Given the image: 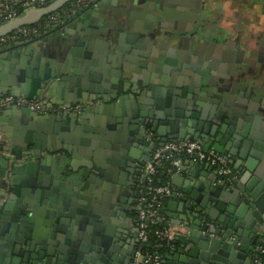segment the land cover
Returning <instances> with one entry per match:
<instances>
[{
	"label": "water",
	"instance_id": "1",
	"mask_svg": "<svg viewBox=\"0 0 264 264\" xmlns=\"http://www.w3.org/2000/svg\"><path fill=\"white\" fill-rule=\"evenodd\" d=\"M70 1L55 0L43 8L27 11L2 24L0 37L20 27L38 23ZM143 12L145 13L144 10ZM196 18L198 15H193V19ZM156 20L152 18V21ZM56 32L54 30L47 34ZM100 32L106 34L103 40H92L88 30L81 32L83 40H77L76 46L89 45L94 50L103 52L100 57L105 56L111 60L127 51L132 42H136L135 48L142 47L139 38L145 35L125 33L122 28L111 30L110 27L108 31L100 29ZM117 32L120 34H116ZM156 32L160 33L157 29ZM182 33L180 29L178 34ZM164 34L166 37L159 45L161 49L166 47L165 42L173 40L167 33ZM195 35V31L186 34L185 40L192 39ZM202 48L208 49L205 46ZM209 48L213 49V46ZM125 58L130 62L133 60L131 57ZM194 67L195 65H191L189 68L194 70ZM8 69L4 70L7 72ZM78 74L76 66L72 65L67 78L70 81ZM201 75L195 76V87L191 83L179 91L163 81H155L150 87L145 86L148 89L142 91L151 100H135L132 103L130 100L133 99V94L124 93L125 89L133 91L135 85H125L121 79L117 80L118 75L114 73L108 79L109 87L101 84L90 87L88 92L92 93L91 100L95 102L93 109L101 108L96 110L97 113L104 120L116 123L136 144L127 151H120L121 162L118 165L106 159L107 165L120 166L122 172L110 167L100 169L91 157L81 162L82 168L88 175L96 172L103 176V171L111 172L118 177L119 184L126 173L136 179L153 151L168 141H197L205 150L227 156L235 173L230 185L217 180L212 169L202 162L182 163L170 177L165 173L174 187L182 189L181 197H176L174 193L173 205H177L178 199L180 208L184 211L181 218L185 221L187 234L182 237L181 249L170 251V259L164 261V264H239L237 260H243V264H251L248 251L250 244H255L257 240L254 232L264 230L263 119L261 115H255L254 108L258 105L253 102V91L241 86L238 88L239 92H236L238 83L234 81L223 92L222 89L212 86V81H217L216 77L208 81L210 87L199 88ZM3 77L6 78V75L3 74ZM56 79L50 69L44 68L43 72L34 76L30 92L27 93L23 85L17 88L12 84L7 85L5 92L31 101L42 89H46L48 99ZM158 93L166 94L165 99L152 100ZM192 99L197 100L193 105ZM111 100L115 103H109ZM148 105H152L156 111ZM47 106L53 107L51 103ZM124 110L127 112H123ZM17 111L18 115L30 121V127L37 133L25 136L22 145H16L18 149L12 143L10 145L14 163L11 167L8 192L2 181L8 160L0 154V264H131V251L136 246V240L130 241L127 254H121L122 246L118 236L114 237L111 225H106L107 212L104 204H100L102 208H99L90 201L88 183L79 185L81 174L64 170L67 165L66 153L72 158L71 161L75 158L72 149L63 147L61 155L52 157V153L61 149L47 146L50 140L56 142L54 135L61 140V134L57 131L59 124L66 126L64 130H70L67 126L76 124L75 115H39L22 108ZM120 114L124 119H119ZM80 118L82 119V115ZM75 126L76 131L89 132L88 128L83 129L80 124ZM85 142L90 146L91 142ZM41 152H47L49 156L39 158ZM73 163L69 164L74 165ZM262 164L263 168L260 169ZM52 165H56L57 169H51ZM126 165L129 167H125ZM184 173L186 176L183 178ZM58 176L61 180L54 179ZM89 182L93 180L89 179ZM102 184L105 188L106 185ZM190 186L193 188L190 189ZM200 192L204 195L198 194ZM34 219L36 224L46 228L42 232L37 230L36 235H40L39 237H31V232L24 230V227L32 226ZM94 235H97L95 240L91 238Z\"/></svg>",
	"mask_w": 264,
	"mask_h": 264
},
{
	"label": "crops",
	"instance_id": "2",
	"mask_svg": "<svg viewBox=\"0 0 264 264\" xmlns=\"http://www.w3.org/2000/svg\"><path fill=\"white\" fill-rule=\"evenodd\" d=\"M11 1L17 2L21 0ZM95 2L98 6L97 9L90 8L80 11V15L78 13L71 17L69 22L64 24L63 28L57 30L56 33H50L35 39H26L18 43L1 47L0 96L8 94L5 91L9 84L17 88H19V85H23L25 86V91L27 93L30 92L31 82L34 81V76L39 72H43L44 68L50 69L52 75L60 79L56 81L50 98H46L47 104L51 103L53 109L62 106L66 108H78L79 111L75 115L76 124L74 123L73 126L68 125L67 127H69L70 130H64L66 126L59 124L57 131L61 134V140L58 139V136L54 135L53 137L56 142L50 140L47 146L53 149H61L63 147H70L72 149L71 151L75 154V158L71 161L72 158L66 153L67 165L64 170L70 171L72 174H81L82 180L78 182L79 185L88 183L89 188L87 192L89 193L90 201L95 203L99 208H102L100 204H104V209L107 208L108 210L105 221L108 225H111L113 234L118 236L119 244L122 246L121 254H127L130 241L136 240L133 208L139 176L134 179L131 174L126 173L127 175L119 184L117 181L118 177L114 176L111 172L108 173L103 171V176L96 172L91 173L92 175H88L87 171L85 172V169L82 168L81 162L87 161L91 157L100 169L104 170L105 167H110L122 172L120 166L115 167L107 165L106 159L114 161L118 165L121 162L119 157L120 151L122 149L125 151L131 149L133 144H136V141L130 137L126 131L122 130V128H118L116 123L104 120L96 111L101 110V108L93 109L95 102L91 100L93 95L88 92V89L90 87H97L99 84L109 87L110 83L108 79H110V76L114 73L118 75L117 80L121 79L123 83L128 86H131L130 84L133 82V77H138V79H140L138 80L139 84L133 83V85H135L133 91L125 89L124 95L133 94V99L130 100L131 103L135 102V100L143 101L144 98L145 100L150 99L147 95L142 93L143 87H141L140 84L144 69L128 62L125 58L131 57L128 49L122 52L121 58H125L124 60L117 59V61H115V59L109 60L105 56L100 57V54H103V52L96 51L89 45L87 47L76 46V41L79 39L83 40L81 34L85 30L89 31L88 35L92 36V40L96 38L103 40L106 34L100 32V29L108 31V27L114 22L123 19L126 20L130 16V14H128L129 11L136 12L135 15L134 13L133 15L131 14V17H143L147 11V5H152L153 1L95 0ZM173 2V5L177 4V6L183 7L186 10L194 6L210 11L221 8L223 12L222 28L225 31H233V26H237L241 31L239 40L242 43L247 42V48L249 50L243 48L237 49V53L235 54L233 52V56L234 58L245 59V63L249 66L240 76L239 80L248 81L246 83H249V78L254 80L255 84H247L246 88L261 94V97L257 100L259 104L258 114L262 116L264 124V61L263 63H259L258 66L257 61L252 63L250 59V57L257 55L258 52L261 53L258 55L264 58V0H174ZM144 3L146 4L144 5ZM125 14L127 15L125 16ZM132 19L133 18H131V20ZM138 20L142 21L140 19ZM75 28L78 29V31H76ZM28 41L31 43L26 44ZM206 41L209 42L213 40L208 39ZM140 43L142 44V42ZM207 47H210V45ZM163 56L164 55H162V57ZM233 56L231 58H233ZM135 58H137L138 61H142L139 56ZM72 65L76 66L79 74L69 81L67 75L71 73ZM5 68H9V71L6 72V70H4ZM150 68L151 70H148V74L154 72V67ZM167 68L168 66L164 69L168 70L169 68ZM219 69L224 73V71L227 70V64L222 63ZM3 74L6 75V78L3 77ZM124 75L127 77H123ZM244 76L246 77L243 78ZM232 77L237 76L232 75ZM165 82L168 83L167 81ZM239 84L242 83L240 82ZM176 90L179 91V88ZM171 96L175 97L176 95ZM165 97L166 94L156 95L152 100L165 99ZM73 101H75V104H73ZM109 103H115V101L111 100ZM149 107L156 111L152 105ZM17 109V107H9L0 112V130L7 139L9 145L12 143L16 149H18L16 145H22L25 136L28 134L35 135L37 133L30 127V121L28 119L18 115ZM123 112H127V110ZM58 113L65 112H47V114L53 115ZM80 115H82V119ZM118 117L119 119H124L121 117V114ZM78 124H80L83 129L88 128L89 132L85 130L76 131V126L74 127V125ZM85 140L91 142L90 146L85 144ZM62 153L63 150L61 149L59 152L52 153V157H57ZM46 156H49V153L41 152L39 158L43 159ZM103 158L105 159L101 161ZM70 162H74V165H70ZM262 162H264V160H262ZM101 163L104 165L102 166ZM129 166L132 165L129 164ZM129 166L126 165L125 167ZM50 168L55 170L57 166L52 165ZM262 168L263 164L260 169ZM83 173H85V176ZM185 176L186 174L184 173L182 177L184 178ZM54 179L61 180V177L58 176ZM89 179H92L93 182H89ZM22 180L24 181V179L21 178V181ZM135 180L136 182H134ZM102 183H104V186L106 185L105 188L102 187ZM191 185H193V182ZM172 187L175 196L181 197L182 189L176 188L173 185ZM192 188L193 187L190 186V189ZM198 194L204 195L203 192ZM176 202L177 205H173L174 200L173 197H171L166 202L164 210L166 219L173 227L172 243L175 244L174 250H180L182 237L187 234V229L184 227L185 221L181 218V216L184 215L183 208H180L181 205H179L180 202L178 199ZM40 219L42 220L43 218L40 217ZM31 225L32 226L29 228L24 227V230L31 232V237L40 236L36 235L37 230L40 232L46 230L45 226L36 224V219L32 220ZM37 227L39 228L37 229ZM257 231L259 232L261 230H256L254 233L256 234ZM253 246L254 244H250L249 250H251ZM169 252L164 254L162 264H164V261L170 259ZM248 258L251 260L250 256ZM227 261L230 262V259L227 258ZM237 262L239 264L244 263L243 260H237Z\"/></svg>",
	"mask_w": 264,
	"mask_h": 264
},
{
	"label": "flooded vegetation",
	"instance_id": "3",
	"mask_svg": "<svg viewBox=\"0 0 264 264\" xmlns=\"http://www.w3.org/2000/svg\"><path fill=\"white\" fill-rule=\"evenodd\" d=\"M140 0H137L139 2ZM152 5H147V11L143 17L135 18L131 17V14L134 15L136 12L129 11L128 14L130 16L125 20L116 21L110 25V29L114 30L117 28H122L125 33L130 34H145L143 38H139V41L142 42V47H136V42H132L128 46V51L133 59L130 64H135L141 69H144L142 72V78L140 81L142 91L150 87L151 84L155 81H163L168 85L173 86L174 89L191 86L194 85V78L196 75L206 74L205 76H200V81L198 83L199 88H208L210 87L209 80L212 77H216L217 81H212L214 87H218L222 89L223 92L226 90V86L229 85V88L232 86L234 81H237V89L241 86H245L248 84H255L254 80L249 78L248 81H241L240 76L249 68L247 63H245V59L243 58H234L233 52L236 54L237 49H248V43H242L239 39L241 37V31L238 27L233 26V31H225L222 28V17L223 12L221 8H217L215 10H206L200 9L199 7H189V9H184L183 7L177 6V4L173 5L174 0H152ZM146 3H144L145 5ZM97 5L91 7L92 9H97ZM90 9V8H89ZM179 9H183L182 11ZM127 13V12H126ZM127 14H125L126 16ZM193 15H198V18L193 19ZM131 18H133L131 20ZM153 19H157L156 22L152 21ZM138 19L142 20L139 21ZM189 24V25H187ZM195 27V28H193ZM159 30L160 33L156 32ZM182 30V35L178 34L179 30ZM195 31L196 35L192 38L186 39V34ZM116 32V31H115ZM167 35L173 39L170 42H165L166 47L161 49L159 47L160 43L163 41L164 36ZM116 34H120L117 32ZM164 34V35H163ZM235 34V35H234ZM115 35V34H114ZM237 35V36H236ZM127 37V36H126ZM213 41H206L208 39ZM217 38V39H215ZM227 39H232L227 40ZM152 43V46L149 44ZM208 45L213 46L212 48H202L203 46L207 47ZM155 46V47H154ZM144 49V51H143ZM154 49H156L154 51ZM249 50V49H248ZM243 51V50H241ZM134 52V53H133ZM243 53V52H242ZM258 54H261L258 52ZM255 55L250 57L251 62L257 61L258 66L259 63H263L264 58L261 55ZM162 55H164L162 57ZM141 57L142 61H138L135 57ZM233 56V58H231ZM236 56V55H235ZM122 52L119 57L116 56L115 61L117 59H122ZM222 63L227 64V70L222 73L219 69ZM191 65H195L194 70H191L189 67ZM168 66V70L164 68ZM154 67V72L148 74V70ZM211 67L213 68L211 70ZM213 72V73H212ZM232 75H236L237 77H232ZM244 76L243 78H245ZM233 78L234 80H232ZM60 80V79H56ZM138 77H133V83H138ZM257 80V79H256ZM255 80V81H256ZM242 84H239V83ZM139 84V83H138ZM180 85L179 87L177 85ZM225 88V89H223ZM249 89V88H246ZM251 92L253 91L250 89ZM221 91V93H222ZM148 92V91H147ZM235 92V94H236ZM239 92V91H238ZM150 93V92H149ZM219 92V94H221ZM254 94V103L259 100L261 94H258L256 91H253ZM250 94V96H251ZM161 95V93L155 94ZM194 97V96H193ZM154 98V97H153ZM197 98V97H196ZM145 99V98H144ZM250 100V97L248 101ZM197 100L192 99V105ZM176 104V102H174ZM257 105L258 102H257ZM150 108V107H149ZM233 108V107H232ZM255 109V115H258V106ZM233 111V109H231ZM240 111V110H238ZM149 133V132H148ZM197 142V141H195ZM199 143V142H198ZM202 145V144H201ZM221 155V154H220ZM224 156V155H223ZM227 157V156H226ZM228 158V157H227ZM229 162V158H228ZM232 177L235 178V173L232 169L231 164L229 163ZM232 179V180H233ZM232 182V181H231ZM229 183V185L231 184ZM107 214L108 210L105 209ZM133 214L135 217V212L133 209ZM106 225H108L106 223ZM261 231L256 232L257 240L254 244L253 248L248 251V257L251 258V264H258L255 262V256L257 255V248L261 247L264 249V230L259 229ZM98 229L95 231V233ZM93 232V230H92ZM115 237V235L113 234ZM94 240L97 238V235L91 236ZM134 249L131 251V255L133 254ZM169 252V251H168ZM261 260L264 261V255H259Z\"/></svg>",
	"mask_w": 264,
	"mask_h": 264
},
{
	"label": "built area",
	"instance_id": "4",
	"mask_svg": "<svg viewBox=\"0 0 264 264\" xmlns=\"http://www.w3.org/2000/svg\"><path fill=\"white\" fill-rule=\"evenodd\" d=\"M53 1L55 0H21L17 2L0 0V26L18 18L27 11L43 8ZM91 1L76 0L69 5L68 11L80 12L86 9ZM96 5L95 1L91 3L92 7ZM62 24L63 20L58 15L49 14L33 26L26 25L4 37H0V48L26 39L42 37L50 31L56 30ZM9 107L27 109L39 115L55 111L76 115L79 111L78 108L62 106L55 109L48 108L46 89H42L37 97L31 101L9 94L0 96V112ZM10 150V145L0 130V154L8 160V167L3 176L6 192L10 187L11 167L14 163ZM190 161L207 164L214 172L217 180L223 183L229 184L233 179L228 158L213 150H205L198 142L189 140L168 141L157 147L150 160L142 166L139 175L133 208L135 212L136 246L132 254L131 264H162L164 254L174 250L172 243L173 227L166 219L164 208L166 202L174 196L175 192L170 183V178L160 183H156V180L160 170H163L170 177L182 163ZM259 255H264V249L261 247L257 248L255 262L264 264Z\"/></svg>",
	"mask_w": 264,
	"mask_h": 264
},
{
	"label": "trees",
	"instance_id": "5",
	"mask_svg": "<svg viewBox=\"0 0 264 264\" xmlns=\"http://www.w3.org/2000/svg\"><path fill=\"white\" fill-rule=\"evenodd\" d=\"M76 0H71L69 3H67L65 6H63L62 8H60L59 10L55 11L52 13V15H58L61 20H63V24L59 27L56 28L57 30H60L61 28H63L64 24H67L69 22V20L71 19V17H73L74 15H77L79 13V11H68L69 5L73 2H75ZM95 1L92 0L91 3ZM91 3L88 5V7L86 9L91 8ZM67 10V11H66ZM66 11V12H65ZM64 12V13H63ZM46 18L43 17V19ZM31 26V25H30ZM33 26V25H32ZM167 179L165 173L163 170H160L158 173V178L156 180V183H160V182H164ZM162 254L164 253L163 251L161 252Z\"/></svg>",
	"mask_w": 264,
	"mask_h": 264
}]
</instances>
